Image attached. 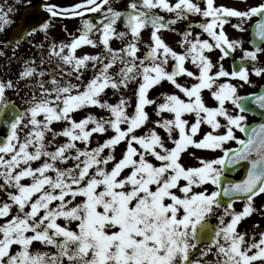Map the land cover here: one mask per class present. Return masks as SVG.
I'll return each mask as SVG.
<instances>
[{"label":"snow or ice","instance_id":"snow-or-ice-1","mask_svg":"<svg viewBox=\"0 0 264 264\" xmlns=\"http://www.w3.org/2000/svg\"><path fill=\"white\" fill-rule=\"evenodd\" d=\"M104 5H108L106 10ZM36 8H43L51 17L84 18L86 13L102 12L101 28L92 19L85 18L82 34L73 38L70 44L51 45V55L71 65L73 72L79 73L77 79L81 78V69L86 68L89 61L93 66L97 63L102 66L82 91L80 85L70 81L61 83L55 77L51 80L53 87L50 89L45 87V81H38L40 95L33 94L30 106L23 113L15 111L14 102L6 94V90L16 87L14 82L0 81V110L11 108L15 117L10 124V135L0 143V194L6 195V200L0 203V219L4 221L0 223V264H210L209 261H201L196 254L207 256L213 249L215 264H254L257 261L264 264V232L259 234L258 241L253 234L248 243L245 240L247 233L237 231L242 219L264 212V209L254 206V199L264 194V123L252 126L249 132L245 123L247 117L243 114L247 109L241 103L250 100L264 110V92L253 93L249 97L239 96L237 87L226 82L216 85L213 90L217 78L221 77L239 78L246 83L251 81L247 68H234L228 72L222 63L218 71L210 75L214 64L205 54L206 51L220 49L222 61L229 55V50L235 51L238 45L242 47L241 41L231 40L224 30L230 18L237 19V23L232 25L234 28L244 31L245 22L252 17H260L256 22L257 34L264 39V0L246 10L218 6L215 0H205V7L194 0H176L175 3L170 0H130L127 11L113 8L109 0H83L71 8L41 3ZM154 9L174 13L175 19L165 22ZM11 12L12 8L7 11L0 8V32L12 23ZM192 14L204 18L197 27L212 42L201 39L199 35L193 37L186 29L180 41L186 47L183 53H178L159 33L180 20H187ZM121 17L129 30L127 33L116 30ZM49 26L47 22L40 23V29L45 32ZM148 26L153 29L150 37L153 43L148 45L149 51L138 64L141 32ZM94 30L101 33L106 55L76 56V50L82 45L96 46V41L90 38ZM35 31L37 29L33 27L27 34L32 35ZM129 34L132 40L125 48L114 50L111 47L110 39L123 40ZM16 46L19 47V42ZM65 49L69 50L67 54ZM261 51L264 49L245 51L244 57L255 61ZM105 59L107 63H103ZM169 59L175 62L171 71L167 70ZM189 59L199 69V75L186 69L185 62ZM117 63L123 65L117 73L119 80L110 74V69ZM32 64L34 61L26 62L21 78L46 75L42 70L38 72ZM254 71L257 76L264 75L262 67ZM182 74L195 77L199 82L191 87L184 86L177 81ZM138 78L141 82L134 114L127 113L128 101L123 98L116 104L99 99L105 89L127 87L129 81ZM164 80L189 98L185 101L177 95H167L165 102L158 106V114L167 111L173 113L174 118L156 123L165 128L170 137L173 127L179 129V139L173 141L175 147L171 149L165 146L155 130L147 135L135 134V130L149 119L145 106L155 103L148 98L149 90ZM203 89L212 90L213 98L219 102L218 107L205 105L201 96ZM226 101H231L240 114H229L224 106ZM86 106L106 108L114 118L97 119L92 115L80 121L72 118L71 113ZM185 113H195L196 116L195 123L187 131L188 121L182 118ZM41 116L43 119L38 118ZM221 116L227 120L224 134L208 132L198 142L193 139L204 121L213 130L220 129L222 125L217 117ZM261 116L264 117V111H261ZM25 117L27 124L24 126H30V130L21 140L19 128ZM59 121L69 124L62 132L51 127L53 122ZM90 123L94 126L88 129ZM121 124H127V129H122ZM106 125L115 131L114 136L91 150L77 147L76 141L89 143L93 133H105L108 130ZM234 128L245 132L248 138L238 139ZM48 134L53 140L62 135L68 138V142L50 151V142L46 143ZM230 140H235L241 147L226 149L224 155L217 159H201L200 167L185 168L179 162L181 153L189 145L215 150L222 149ZM122 141H127L126 151L122 159L108 170V163L115 157L101 154L105 149L114 150ZM134 145H139V148ZM149 155L160 161V165L150 162L147 159ZM42 157L47 159L33 168L32 162ZM70 160L74 162L72 167L57 166V162L66 164ZM240 161L251 164L246 178L223 187L224 168L217 166L235 165ZM125 169L131 171L121 176ZM49 172H54L55 176ZM25 178H31V183H22ZM181 179L186 183L181 185ZM209 184L215 185L217 190L193 191L194 187ZM78 196L84 199L73 203ZM233 197L245 201L243 211H235ZM57 201L59 203L53 207V202ZM13 208L17 209L15 214ZM217 209H222L219 224L212 231L211 243L206 244L208 233L205 229L209 218L216 216ZM225 217L231 219L226 222ZM60 218L69 223L77 222L76 228L62 226L57 222ZM34 242L50 246L55 251H34ZM13 246L18 248L14 250Z\"/></svg>","mask_w":264,"mask_h":264},{"label":"flooded vegetation","instance_id":"flooded-vegetation-1","mask_svg":"<svg viewBox=\"0 0 264 264\" xmlns=\"http://www.w3.org/2000/svg\"><path fill=\"white\" fill-rule=\"evenodd\" d=\"M231 1L232 0H215V4L218 6L223 5L234 7L231 5ZM241 1L247 2L248 0ZM260 1L259 3H261ZM170 2L175 3L176 0H170ZM194 2L199 3L201 7H205V0H194ZM38 3L39 1L34 3L33 5H36ZM154 12L159 16H163L165 22L170 19H175L174 13H168L164 10L161 11L160 9L154 10ZM86 16V19H92L93 23L97 24L98 28L100 27L99 21L103 18L102 13H98L97 15L89 13ZM83 19L85 18H80L78 24L74 23L76 28H72L71 32H66L63 34L40 33L37 30L32 35L22 33L19 37H12V33H7V30L0 32V53H2L0 54V81L6 82L11 80L16 85L14 89L6 90V94L8 98L12 102H14L16 106L15 111L17 113H23L30 106L29 102L32 100L33 94H35L37 97L40 95V89L38 87V81L40 80L45 81V87L50 89L53 87V85L51 84V80L53 79V77H55L61 83L70 81L72 84L80 85V90L82 91L84 85L89 82L96 73L99 72L102 65L97 63L95 64V66H93V62L89 61L88 66L81 69V72L83 73L81 78L77 79L79 73L73 72L71 65H66L62 61H60L58 57L51 55L52 44H70L73 38L78 37L80 34H82ZM203 19L204 18L199 15L192 14L187 20H180L177 22V24L171 25L169 29H162L159 35H161V33L163 32L166 38V43L169 44L171 48H174L178 53H183L186 46H182L180 41L182 39V34L186 29L192 33L193 37L199 35L201 39L210 40L207 34L203 33L202 29L197 27V25L200 24ZM255 22H257V18L252 17L251 20L244 23L245 30L239 31L235 30L236 28L232 26L233 24L237 23V19L230 18V23L224 26V30L231 40L235 38V33L246 34L250 39L251 28ZM217 31H219V29H217ZM90 38L96 41V46L93 47L91 45H82L76 50L75 55L78 57H82L84 55H106V50L101 42V33L94 30L93 33L90 34ZM17 42H19V47L16 46ZM210 42L212 41L210 40ZM260 49H264V43L262 44ZM216 51H218L219 54H222L220 49H213L211 52L206 51L205 54L210 57L213 64L217 65L215 61V59L217 58ZM229 52L231 53L232 51L229 50ZM227 57H229V55ZM29 61H34V64H32L31 66L36 67L38 72L41 70L44 71L46 75L44 77L36 75L31 78H21L20 74L23 72L26 62ZM238 61L241 64L242 68H257L263 67L262 64L264 62V59L261 61L262 64L257 63L255 65V62L253 64V61L251 59L246 58L243 55ZM103 63H107V59H105ZM174 63L175 62L172 59H169L167 65L168 71H171L173 69ZM185 67L187 70L192 72H194L197 68L196 65L192 64L190 59L185 62ZM218 68L219 66L213 67V69H211L210 71L211 75H214L218 71ZM233 70L234 69L232 64V71ZM68 73H72V75H69ZM177 81L182 85L186 84L191 86L199 82L192 79L191 77H188L186 74H182L181 76L177 77ZM218 81H220V79ZM165 84L171 85L172 83L167 80L162 81V85ZM159 96L165 99L166 94H163L155 89H152L148 93V98L155 101V103L149 104L145 108V111L148 113L149 119L144 125L135 130L136 135H147L151 131L150 127L155 125L158 118L162 119V122L166 120L165 117H162L163 114L161 112H159L158 114L159 104L157 100ZM99 99L102 102L108 101L107 89H105V91L100 94ZM107 111L108 110L106 108H101L99 106H86L74 111L70 115L72 116V118L84 119L88 115H92L98 119H102L107 117ZM14 118L15 117L13 116V109L8 108L0 110V143L6 140L7 135H10V124L14 120ZM38 118L43 119L42 116ZM63 122L65 121L53 122L51 127L56 132H62V129L64 127L62 125ZM26 124L27 117H25L24 123L19 128V135L21 137V140H23L24 136L30 130V126H24ZM124 127L126 128V126ZM22 183H26V181H23ZM0 197H6V195L0 194ZM244 206L245 202H236L233 204V208L235 210L240 209L243 211ZM254 206L258 209H264V194H261L259 197L254 199ZM246 219L247 220L240 222V224L237 226V231L247 233V235L245 236V240L248 243L251 242L253 234H255V239L258 241L260 239L259 234L261 232H264V212L253 213L249 217H246ZM248 224L253 227V232L247 231ZM254 225H259V227H254ZM254 251L255 249H253V252ZM254 264H260V262L257 261L254 262Z\"/></svg>","mask_w":264,"mask_h":264},{"label":"rangeland","instance_id":"rangeland-1","mask_svg":"<svg viewBox=\"0 0 264 264\" xmlns=\"http://www.w3.org/2000/svg\"><path fill=\"white\" fill-rule=\"evenodd\" d=\"M36 1L37 0H31V3H29V0H0V8H3L4 11H7L9 8L13 9V12H11L9 14V17H10V20L12 21V23L9 24L8 26H6L5 29H7L8 27L9 28L14 27L18 22L21 11L26 7V5H30ZM248 1L245 2V1L232 0L231 5L234 6V8H237L238 10H246V8L249 6L257 5V3L259 4L260 0H251L249 2ZM82 2H83V0H54L53 4L57 5L60 8H71L72 6H74L78 3H82ZM98 2H99V0H98ZM129 2H130V0H109V4L113 8L120 10V11H127ZM107 7H108V5H104L105 10L107 9ZM154 10H157V9H154ZM160 10L163 11V9H160ZM99 13H102V12H99ZM86 17L87 16H85L84 18H86ZM74 18L75 17H62V16L52 17V20L49 22L50 26H49L47 32H45L43 30L41 32L47 33V34L63 33L62 32L63 28L66 30H69L71 20ZM121 20L123 22H121ZM119 21L121 23H119ZM101 27H102V25H100L99 28H101ZM115 27H116L117 32H126V33L129 32V30L126 27L125 20L123 17H121L117 21ZM235 30H237V29H235ZM152 31H153V29L146 27L141 32V40H140V43L138 44L139 51L137 52V56L139 57V59L136 61L138 64H139L140 60H142L144 58V54L149 49L148 45L153 43L151 41V38H150ZM161 37L166 42V38H165L163 32L161 33ZM131 40H132V37L130 34L126 35L123 40L114 37V38L110 39V45L114 50H120L122 48H125ZM233 40L241 41L242 47L240 45H238L236 47L235 51L231 50L232 52L231 53L229 52V57H225L222 61L220 60V57L222 54H219L218 51H216L217 58L215 59V61H216L217 65L214 64V67L219 66V64L222 63L225 70H227L228 72H232V64L235 61L240 60V57H242L244 55L245 51H254V50H251L250 46L248 45V35L242 34V33H235V38ZM68 51H69L68 49H65V54H67ZM124 55H125V59H127L128 57L126 56V54H124ZM257 57H258L257 60H255V61L252 60L253 64H254V62H255V65L257 63L262 64L261 61L264 59L263 51L258 52ZM107 62H108V60H107ZM122 67H123L122 64L117 63L113 66L112 69H110V74L114 75L117 80L120 79V77L117 75V73L119 72V70ZM247 69H248L249 79H250L251 83H246L239 78L221 77V78H217L216 84L214 85L213 90H215L216 85L226 82V83H231L237 87V95H239V96L246 97V96H249L253 93H257L260 90V88L264 85V75L257 76L255 74V71H254L255 68L254 67L253 68H247ZM194 73L196 75H199V69L196 68ZM210 75H211V72H210ZM191 78L196 80L195 77H191ZM219 79H220V81H218ZM140 82L141 81L138 78L137 80L129 81L127 87L121 86L119 89H113L111 87L107 88V93H108L107 103L116 104L120 101V99L123 98V99L128 101V104L126 107L127 113L129 115L134 114V104H136L138 102L137 101L138 100L137 90H138V85ZM184 86L191 87V85H186V84ZM152 89L158 90L159 92L166 94V96L174 94V95L179 96L181 99H183L185 101L189 100V98L183 92H181L179 89H177L172 84L171 85H169V84L162 85V82H161L159 85L154 86ZM152 89H150L149 92ZM211 93H212V90H209V89H203L201 91V96H202L203 102L205 103V105L207 107H218L219 102L213 98ZM192 99L194 100V98H192ZM158 101H159L158 102L159 105L161 103L165 102V100L162 97H160L158 99ZM224 106L228 110L229 114H232V115L240 114L239 109H237L231 103V101H226ZM153 110H154V108H153ZM161 113L163 114L162 117H165L167 120L174 118L173 113H169L167 111L161 112ZM243 114L246 115V117H247V120L245 122L247 125L257 121L256 117L249 115V114H246V113H243ZM201 115L203 116L205 114L202 113ZM109 118H114V117H112L111 113L109 111H107V117H105L103 119H109ZM182 118L186 119L188 121V125L186 126V131L190 128V126L193 123H195V120H196L195 113H185ZM73 119H75L77 121L82 120L80 118H73ZM217 120L222 125V127L220 129L213 130L211 128V126L208 125L206 121H204L201 123L198 132L193 136V139L198 142V141L202 140L204 138V135L208 132H213V134H224L226 132V128L224 127V125L227 124V120L225 117H222V116L217 117ZM157 121H160L162 123V119H160V118ZM62 125L64 126L62 130H64L66 127L69 126L68 122H66V121L63 122ZM93 126L94 125L90 123L87 127H88V129H91ZM124 126H126V128ZM106 127L108 130L103 134L93 133L92 137L90 138L89 143L76 141L75 143L77 144V147H79L81 149L87 148L88 150H91V149L98 147L99 145L103 144L107 139H109L115 135V131L110 126L106 125ZM121 127H124L122 129L126 130L128 125L127 124H121ZM150 129H151V131L155 130L157 132V134H159L161 136V138L163 139L165 146L167 148L171 149V148L175 147V144L173 143V141L176 139H179V129L173 127L171 137L169 136L168 131L165 128L160 127L157 123H155V125L151 126ZM233 131L235 133V136L238 139H244L242 132L239 129L234 128ZM57 132H61V131H57ZM48 142H50L48 150L54 151L58 145H61L63 143L68 142V138L64 137L62 135H58L53 140L52 135L48 134L46 136V143H48ZM238 145L239 144L235 140L227 141L223 145L222 149H215V150L202 149V148H197L195 146L189 145L188 148L184 152L181 153L179 162L185 168L200 167V166H202L200 163L201 159L212 160V159L220 158L224 155V150L232 149L234 146L237 147ZM134 146L139 148V145H134ZM126 148H127V141H122L120 144H118L115 147L114 150L105 149L104 153L101 154L102 156H106V155L111 154V155H114V157H115V159L113 161H110L108 163V165H107L108 170H111L114 167L115 163H117L120 159H122L123 154L126 151ZM31 150H34V149H30V151ZM158 150H160V149H158ZM73 154H74V152H73ZM136 158L138 159V157H136ZM46 159H47L46 157H42L41 160L32 162V167L35 168V167L40 166L42 164V162ZM147 159H149V161L152 162L156 166H159L161 163L160 161H157L154 157H152L150 155L147 157ZM73 163L74 162L71 160L68 161L66 164L62 163V162H57V166L61 167V168H68V167H72ZM217 167H222V166H217ZM130 171H131V169H125L121 173V176L129 173ZM48 174L52 175L53 177L55 176L54 172H49ZM237 176H239V175H237ZM23 181H26V184L31 183V178H25L24 180H22V182ZM185 183H186V181L181 179L180 184L183 185ZM205 189H207L208 191L217 190L215 185L209 184V185H204L201 187H194L193 191H204ZM177 194L182 195L179 192H177ZM69 198H66V199H69ZM83 199H84L83 197L78 196L73 203L80 202ZM4 200H6V197H0V203H2ZM58 203H59L58 201L53 202L52 206L55 207L56 204H58ZM13 210H17V209L13 208ZM235 211L241 212L242 210L236 209ZM221 214H222V209H217V214H216V216H214V221H213L217 225L219 224V215H221ZM230 219H231V217H225L226 222ZM244 220H247V219L246 218L242 219V221H244ZM3 222H4L3 219H0V223H3ZM57 222L59 224H61L62 226H67V227L72 228V229L76 228V223H77V222L69 223V221L64 220L63 218L58 219ZM252 229H253V227H251V225L248 224V230L247 231L253 232ZM221 242H223V241H221ZM13 248H14V250H16L18 248V246H13ZM32 249L34 251L38 250L41 252H43V251H50V252L55 251L54 248H51L50 246H45V245L41 244L40 242H34L32 245ZM214 253H215V249H213L212 252L208 253L207 256H200L198 253L196 255H197V258H199L201 261H209L210 264H215L216 256Z\"/></svg>","mask_w":264,"mask_h":264},{"label":"water","instance_id":"water-1","mask_svg":"<svg viewBox=\"0 0 264 264\" xmlns=\"http://www.w3.org/2000/svg\"><path fill=\"white\" fill-rule=\"evenodd\" d=\"M49 19H50V15L44 14L43 11H42V8H40V9L35 8V9L26 10L24 12V15H23V17L21 19V22H20L19 26L13 31V33H25L27 29L33 28V27H38V26H40L41 22H47ZM262 92H264V88L260 91V93H262ZM241 103L247 109L245 112L251 113V114H253V115H255V116H257L258 118L261 119L258 123H255V124H252L251 126H249V132H250V129H251L252 126H257L260 123H264V117L261 116V111H264V110H260L258 108V106L252 104L250 100L242 101ZM243 133H244V135L246 136V139H247L248 135H246L245 132H243ZM229 155H231V153ZM231 166H236L238 168L239 167L244 168V176H243L242 180L244 178H246L247 171L250 170V168H251V164H250L249 161H240L238 164H235V165L229 164L227 166H224V171L226 173H229L230 172L229 168ZM222 181H223V184H222L223 187H227V184L229 182H232L231 180H229V179H227L225 177L222 178ZM232 183H236V182H232ZM222 199L225 200V201L229 200L228 197H222ZM232 199L235 200V199H240V198L233 197ZM212 231H213L212 226L208 222V227L205 229V232L208 233V235H207V237L205 239V243H209V244L211 243Z\"/></svg>","mask_w":264,"mask_h":264}]
</instances>
